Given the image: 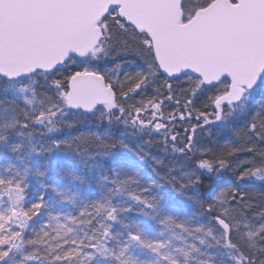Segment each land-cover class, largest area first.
<instances>
[{
    "label": "snow or ice",
    "instance_id": "obj_1",
    "mask_svg": "<svg viewBox=\"0 0 264 264\" xmlns=\"http://www.w3.org/2000/svg\"><path fill=\"white\" fill-rule=\"evenodd\" d=\"M0 264H264V0H0Z\"/></svg>",
    "mask_w": 264,
    "mask_h": 264
},
{
    "label": "trees",
    "instance_id": "obj_2",
    "mask_svg": "<svg viewBox=\"0 0 264 264\" xmlns=\"http://www.w3.org/2000/svg\"><path fill=\"white\" fill-rule=\"evenodd\" d=\"M168 110H170V106H169V109H168ZM91 121H92L91 119H88V120L85 121V120H83V118H82L81 130H82V131H85V132H87L88 130H92V131L101 132V133H103V132H105V131L108 130V129H106V127H105L104 125H100V124H95L94 126H92V125L90 124ZM191 123H192V124H195L196 121L193 120ZM187 126H188V125H185V127H187ZM111 131L113 132V134L115 135V137H116L117 139H125V137L128 135V134L124 133L123 130H117V129H115V128L111 129ZM177 131H179V133H180L181 136L184 135L183 131L179 128V126L177 127ZM198 132H199V130H198ZM213 132H215V135H213V136L211 137V140L215 143V147H217L218 144L222 143L223 141L221 140L220 134H219L218 132H216L215 129H213ZM203 134L206 135V134H207V131H205V133H203ZM203 134H202V135H203ZM207 135H208V134H207ZM159 141H160V137H158V136L155 137L154 140H153L152 151H153L154 153H157V154H160V153H161V150H160V147H159ZM125 142H127L126 139H125ZM240 155H241V156H246V154H244V153H241ZM161 158H162V159L164 158L163 155H161ZM166 162H172V163H175V161H171L170 157H169V160L166 161ZM232 177H233V176L231 175V172H226V173L224 174V176H223L222 179L217 180L216 177H213L211 180H209V179H205V181H204V187H205V189H207L208 186H209L210 184L213 183V181H216V183H217L218 185H220V186H224L225 182H226V181H230V179H231ZM256 191L258 192V189H256Z\"/></svg>",
    "mask_w": 264,
    "mask_h": 264
},
{
    "label": "rangeland",
    "instance_id": "obj_3",
    "mask_svg": "<svg viewBox=\"0 0 264 264\" xmlns=\"http://www.w3.org/2000/svg\"><path fill=\"white\" fill-rule=\"evenodd\" d=\"M90 124L92 125V126H94L95 124H98V123H96V122H94L93 120L90 122ZM203 136V140H202V142L203 143H205V144H207L209 147H213V148H215V143L211 140V143H209V137H208V135L206 134V135H202ZM234 139H235V137H233ZM231 175L233 176L234 174L233 173H231Z\"/></svg>",
    "mask_w": 264,
    "mask_h": 264
},
{
    "label": "flooded vegetation",
    "instance_id": "obj_4",
    "mask_svg": "<svg viewBox=\"0 0 264 264\" xmlns=\"http://www.w3.org/2000/svg\"><path fill=\"white\" fill-rule=\"evenodd\" d=\"M184 133V132H183Z\"/></svg>",
    "mask_w": 264,
    "mask_h": 264
}]
</instances>
